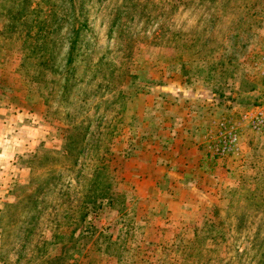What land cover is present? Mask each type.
<instances>
[{
  "label": "rangeland",
  "instance_id": "rangeland-1",
  "mask_svg": "<svg viewBox=\"0 0 264 264\" xmlns=\"http://www.w3.org/2000/svg\"><path fill=\"white\" fill-rule=\"evenodd\" d=\"M263 90L264 0H0V264H264Z\"/></svg>",
  "mask_w": 264,
  "mask_h": 264
},
{
  "label": "built area",
  "instance_id": "built-area-1",
  "mask_svg": "<svg viewBox=\"0 0 264 264\" xmlns=\"http://www.w3.org/2000/svg\"><path fill=\"white\" fill-rule=\"evenodd\" d=\"M243 127L258 136H264V90L260 103L243 112L238 123L223 118L208 130L204 137L206 151L213 158L236 156L240 151V132Z\"/></svg>",
  "mask_w": 264,
  "mask_h": 264
},
{
  "label": "trees",
  "instance_id": "trees-1",
  "mask_svg": "<svg viewBox=\"0 0 264 264\" xmlns=\"http://www.w3.org/2000/svg\"><path fill=\"white\" fill-rule=\"evenodd\" d=\"M44 152H46V154H48L47 151L44 150ZM45 156H46V155H45Z\"/></svg>",
  "mask_w": 264,
  "mask_h": 264
}]
</instances>
